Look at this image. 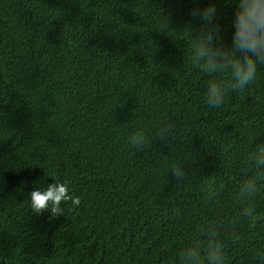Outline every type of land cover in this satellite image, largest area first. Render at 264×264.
<instances>
[{
	"label": "trees",
	"instance_id": "trees-1",
	"mask_svg": "<svg viewBox=\"0 0 264 264\" xmlns=\"http://www.w3.org/2000/svg\"><path fill=\"white\" fill-rule=\"evenodd\" d=\"M206 3L228 42L234 0H0V264H179L198 226L227 229L252 171L250 137L264 139V66L221 108L203 102L209 77L181 27ZM165 122L176 124L174 150L154 134L142 151L127 146L137 127ZM178 159L195 175L176 185ZM211 175L221 194L206 202ZM54 181L80 204L34 215L29 193ZM241 229L240 244L223 241L228 264H264L254 259L264 225Z\"/></svg>",
	"mask_w": 264,
	"mask_h": 264
},
{
	"label": "clouds",
	"instance_id": "clouds-1",
	"mask_svg": "<svg viewBox=\"0 0 264 264\" xmlns=\"http://www.w3.org/2000/svg\"><path fill=\"white\" fill-rule=\"evenodd\" d=\"M233 7L228 42L224 40L220 12L214 3H206L202 7L194 4L181 27L194 32L191 62L209 77L204 86L203 102L212 108H221L229 91L243 93L255 82L258 69L264 66V0H234ZM162 26L173 28L164 15ZM219 73H227L230 80L220 79ZM153 134L155 141L158 138L165 147L175 149L178 140L176 124L167 122L159 124L155 133L143 126L137 127L127 136V146L142 151L149 145ZM250 140L252 147L246 166L252 171L236 188L238 214L228 221L227 229L216 221L198 226L191 240L180 251L179 264H228L229 257L223 241L226 239L232 245H238L245 238L242 225L247 229L264 225V216L258 208L264 195L261 187L264 185V139L253 135ZM169 173L175 178L176 185L187 182L195 175L183 159L176 160ZM211 177H201L202 198L206 202L216 201L221 194ZM70 199L74 206L80 204L79 197L70 195L67 181H54L43 189L31 191L28 207L34 215L47 212L50 218H57L64 215L62 203ZM254 259L264 261V249H254Z\"/></svg>",
	"mask_w": 264,
	"mask_h": 264
}]
</instances>
